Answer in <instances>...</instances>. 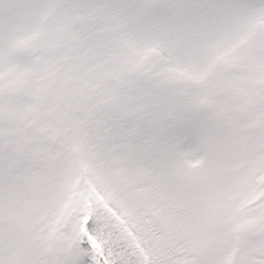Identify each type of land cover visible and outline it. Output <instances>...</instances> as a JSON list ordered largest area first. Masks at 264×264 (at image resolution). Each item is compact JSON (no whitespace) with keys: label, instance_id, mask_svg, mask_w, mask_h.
Segmentation results:
<instances>
[{"label":"snow or ice","instance_id":"1","mask_svg":"<svg viewBox=\"0 0 264 264\" xmlns=\"http://www.w3.org/2000/svg\"><path fill=\"white\" fill-rule=\"evenodd\" d=\"M0 264H264V0H0Z\"/></svg>","mask_w":264,"mask_h":264}]
</instances>
